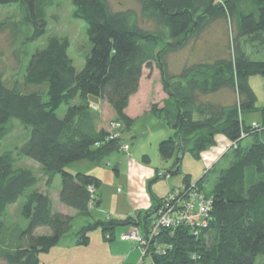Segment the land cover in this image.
Listing matches in <instances>:
<instances>
[{"label":"trees","instance_id":"16d2710c","mask_svg":"<svg viewBox=\"0 0 264 264\" xmlns=\"http://www.w3.org/2000/svg\"><path fill=\"white\" fill-rule=\"evenodd\" d=\"M139 2L142 17L158 32L140 27L132 12H113L108 0H72L73 17L85 22L91 44L84 68L78 71L69 57L68 38L49 35L31 56L22 86H9L0 76V140L11 132L14 120L31 129L17 155L36 162L48 186L60 175V203L90 216L91 204L102 202L98 192L102 181L70 173L67 167L85 160L99 164L112 152L121 151L122 145V137L106 141L108 132L99 128L92 101L108 103L116 122L129 129L135 121L132 100L141 90L145 70L157 64L170 99L163 109L154 107L152 112L175 130L160 145L164 159L175 156L180 135L197 158L216 144L218 135H224L231 142L226 154L232 160L227 168L219 169L220 159L209 171L220 170L207 194L214 201L211 225L198 235L186 227L163 231L159 242L171 248L165 255L153 254L151 264H257L264 256V178L248 185L246 172L255 168L264 173V108L258 127L247 125L243 117L257 110L250 78L264 75V60H253L249 53V43L264 36V0H251L249 10L243 8V0ZM11 4L20 5L22 21L31 27L30 42L47 34L48 11L56 0H0V5ZM218 22L232 28V49L227 55L186 68L177 77L166 76L162 56L199 38ZM221 91L235 92L238 101L232 105L205 102L204 98ZM249 137L253 142L244 146ZM16 160L10 152L0 155V220L7 216L9 206L25 197L21 214L28 227L21 230L15 250L1 251L0 256L9 264H41L40 254L60 244L71 230L73 217L56 210L50 194L36 189V174L18 168ZM206 175L197 182L202 191ZM161 200L155 197L154 209L145 214L147 225ZM137 224L141 221L132 216L89 222L77 232L75 245L87 246L91 232L98 228L112 241L118 227ZM45 227L49 234H37Z\"/></svg>","mask_w":264,"mask_h":264},{"label":"rangeland","instance_id":"374dc122","mask_svg":"<svg viewBox=\"0 0 264 264\" xmlns=\"http://www.w3.org/2000/svg\"><path fill=\"white\" fill-rule=\"evenodd\" d=\"M108 3L113 12H132L140 27L147 30L152 29L154 32L159 31L154 24L145 21L142 17L139 0H108ZM242 5L245 10H249L251 0H243ZM73 13L72 0H56L55 6L48 11L47 34L37 42H30L28 37L31 36V27L23 23L20 5H0V76L9 86L15 83L23 85L31 56L37 48L45 45L49 35L68 38L70 41L69 57L78 71L84 68L85 58L91 51V44L88 40L85 22L74 18ZM231 31L229 23L218 22L199 38H193L186 45L166 52L162 56L165 75L169 78L177 77L186 68L213 62L217 58L226 56L228 50L232 49ZM249 47L253 60H264V36L249 43ZM250 85L257 96V110L245 114L243 118L247 125H254L262 120L260 110L264 108V75L252 76ZM169 99V94L164 90L161 72L157 64H153V70H145L141 90L132 100L131 113L135 119L134 124L129 129L124 126L122 130V140H124L122 144L128 145L129 151L127 153L114 151L99 164L85 160L67 167L70 173L89 174L102 181L98 190L99 195L102 196V204L95 207L94 203L90 216L82 215L75 209L60 203L59 193L62 186L60 175H56L52 185L48 186L47 178L43 176L40 166L28 158H21L17 155L18 149L29 139L31 129L23 127L16 120L13 121L16 123L12 125L11 132L0 140V155L6 152L12 153L17 159L18 168L30 169L36 174L39 179L36 189L50 194L55 209L63 213L68 212L73 217L71 230L64 235L60 244L51 250L52 252L41 253L40 261L52 260L54 264H117L120 257H127L132 248H137V243H124L121 240L122 235L129 233L130 226L118 227L113 241L106 240L102 229L98 228L91 232L87 246L75 245L77 232L87 223L120 219L131 212V206L128 203L130 192L127 184L128 177L131 179V202L134 207L132 213L135 214L139 209L143 216L154 209L155 197H166L171 189L180 186L186 178L195 184L207 174L202 187L206 194L212 192L220 172L219 169L227 168L231 163L232 158L226 154L231 148V142L226 136L218 135L216 144L203 152L200 158L187 150L182 160L181 173L170 177L169 172L177 158V152L173 158L166 160L160 151V145L163 141L173 137L175 130L166 123L162 116L152 112L154 107L158 110L163 109L169 103ZM204 100L215 104L232 105L238 101V96L233 91H221ZM92 102L93 110L100 118L99 128L108 130L110 124L116 122L113 109L99 99H93ZM252 142L253 139L249 137L244 140L243 145L246 146ZM218 161H220L218 165L220 168L209 172ZM160 174L165 176L161 178ZM260 178H264V173L259 174L255 168H248L246 172L248 185L251 181ZM24 202L25 197H22L17 203L9 206L8 214L3 220L4 224L0 220V252L14 251L21 230L28 227V221L21 214ZM37 234H49V229L40 228ZM211 245H213L212 242ZM141 255L140 253V258ZM151 262V256H147L144 263L151 264ZM0 264L9 263L0 256ZM257 264H264V256L257 259Z\"/></svg>","mask_w":264,"mask_h":264},{"label":"built area","instance_id":"2783aa9c","mask_svg":"<svg viewBox=\"0 0 264 264\" xmlns=\"http://www.w3.org/2000/svg\"><path fill=\"white\" fill-rule=\"evenodd\" d=\"M253 126L258 127V124ZM124 125L120 122H113L108 128L106 141L118 140L122 137ZM99 146V143H97ZM121 151L127 153L129 146L121 145ZM165 175L160 174L163 178ZM91 194H95L93 188ZM213 197L200 190L197 183H182L180 186L171 189L169 194L162 198L154 217L147 225L145 232L137 225L132 226L129 233L122 235L121 240L138 244L142 258L147 256L165 255L171 246L159 242L162 232L177 228H189L195 235L207 229L214 220Z\"/></svg>","mask_w":264,"mask_h":264},{"label":"crops","instance_id":"0c3cea01","mask_svg":"<svg viewBox=\"0 0 264 264\" xmlns=\"http://www.w3.org/2000/svg\"><path fill=\"white\" fill-rule=\"evenodd\" d=\"M101 102H102V100H101ZM104 102V101H103ZM106 103V102H105ZM108 104V103H107ZM131 109V108H130ZM130 114V113H129ZM123 138H124V135H123ZM219 138V137H218ZM124 140H122V142H123ZM124 143V142H123ZM128 186H129V189H130V192L128 193V203H129V206H131V212H128L129 214L127 215V216H125V217H123V218H120V219H125V218H127V217H130V216H132V217H134V218H138L139 219V221H141V224H137V226H139L140 228H141V231L144 233L145 232V223H146V221H145V215L143 216L142 214H141V211L139 210H136V212H135V214H133L132 212H134V207H133V205H132V202H131V179H130V177H128ZM100 192V191H99ZM120 192H122V190H120ZM101 201H102V196H101ZM101 204H102V202H101ZM94 205L93 204H91V206H90V212H91V208L93 207ZM95 207H97V206H95ZM65 214H68V212H64ZM68 215H70V213L68 214ZM71 216V215H70ZM131 227L132 226H130V229H131ZM128 230V229H127ZM127 230H125V232H127ZM116 231V230H115ZM124 231V230H123ZM123 233V232H122ZM115 234H114V239H115ZM113 239V240H114ZM112 240V241H113ZM110 242V241H109ZM124 243H130V242H127V241H123ZM133 244V243H132ZM72 247V246H71ZM54 249V248H53ZM52 249V250H53ZM50 252H52L51 250H50ZM49 252V253H50ZM141 253V250L139 249V247H137V248H132V250H131V252H129V255L126 257H120L121 259H119L118 260V262H117V264H139V263H144L145 262V259H146V257L145 258H142V255H141V258L139 257V254ZM142 254V253H141ZM126 255V254H125ZM140 258V259H139ZM137 261H138V263H137ZM41 264H54V262H52V260H43V261H41Z\"/></svg>","mask_w":264,"mask_h":264},{"label":"water","instance_id":"95a60500","mask_svg":"<svg viewBox=\"0 0 264 264\" xmlns=\"http://www.w3.org/2000/svg\"><path fill=\"white\" fill-rule=\"evenodd\" d=\"M186 151H187L186 141H184L180 135L178 138L177 158L174 162L173 167L169 172L170 177L177 176L181 173L182 160Z\"/></svg>","mask_w":264,"mask_h":264}]
</instances>
